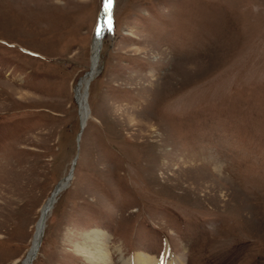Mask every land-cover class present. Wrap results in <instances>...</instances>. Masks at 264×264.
<instances>
[{"label":"rangeland","instance_id":"1","mask_svg":"<svg viewBox=\"0 0 264 264\" xmlns=\"http://www.w3.org/2000/svg\"><path fill=\"white\" fill-rule=\"evenodd\" d=\"M110 1L79 130L107 0H0V264L69 172L30 264H89L93 230L113 264H264V0Z\"/></svg>","mask_w":264,"mask_h":264},{"label":"bare ground","instance_id":"2","mask_svg":"<svg viewBox=\"0 0 264 264\" xmlns=\"http://www.w3.org/2000/svg\"><path fill=\"white\" fill-rule=\"evenodd\" d=\"M110 5H111V1L107 0L105 6L101 9V12L98 17V26L95 29V33H94L92 44H91L90 69H89V72L85 73L83 78L78 83L79 85L75 88L74 94H75L76 104L79 108L81 130H83L85 126V122L87 118L89 117V110L87 106V89H88L90 82L93 80V78L96 76V74L99 71L98 63H99V58H100V50H101L102 40L105 36V23L104 22L106 19L107 12L109 11ZM128 119L129 121L134 120L130 116H128ZM5 175H9V174L7 173L1 174L0 181L6 178ZM71 177H72V173L69 172V174L56 185V187L54 188L49 198L40 208L39 219L35 226V231H34L33 238L30 244V249L28 253L26 254V256L24 257V259L22 260L21 264H30L33 261V259L36 257V255L38 254L37 252L41 244V239H42L43 230H44L43 225L45 224V220L58 194L62 190L66 189ZM42 222H43V225H42ZM108 239L109 238L107 234H105L104 232L100 230H93L91 232L84 234L81 241L79 242L77 241L75 248L79 252V255L89 264H113L112 263L113 255H111V252H110V246H109ZM123 264H184V262L181 259V257H178V256L175 258L172 257L170 260L164 259L163 261H156L155 259H151L145 255H142L141 253H137L134 255L132 259L131 258L128 259Z\"/></svg>","mask_w":264,"mask_h":264},{"label":"water","instance_id":"3","mask_svg":"<svg viewBox=\"0 0 264 264\" xmlns=\"http://www.w3.org/2000/svg\"><path fill=\"white\" fill-rule=\"evenodd\" d=\"M99 42H100V40H99ZM85 73H87V72H85ZM85 73L83 74V75H85ZM86 88H87V86H86ZM84 92H85V90H84ZM79 130H81V126H80V129ZM78 136H79V134L77 135V139H78ZM56 192V191H55ZM42 225H43V222H42ZM44 226V225H43Z\"/></svg>","mask_w":264,"mask_h":264}]
</instances>
